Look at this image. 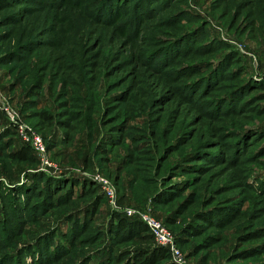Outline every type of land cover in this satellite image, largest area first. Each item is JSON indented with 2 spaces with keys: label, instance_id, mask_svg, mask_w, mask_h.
Instances as JSON below:
<instances>
[{
  "label": "rangeland",
  "instance_id": "374dc122",
  "mask_svg": "<svg viewBox=\"0 0 264 264\" xmlns=\"http://www.w3.org/2000/svg\"><path fill=\"white\" fill-rule=\"evenodd\" d=\"M263 71L264 0H0V104L51 163L0 109V264H136L128 208L186 264H264Z\"/></svg>",
  "mask_w": 264,
  "mask_h": 264
},
{
  "label": "trees",
  "instance_id": "16d2710c",
  "mask_svg": "<svg viewBox=\"0 0 264 264\" xmlns=\"http://www.w3.org/2000/svg\"><path fill=\"white\" fill-rule=\"evenodd\" d=\"M181 39H184V38H181ZM258 84L260 85L261 90L264 91V80L260 81V83H258ZM263 96H264V92H263ZM20 141H21V144L18 147H15L11 151H8V157L10 159L17 160V161H30V160H33L36 157H38L36 151L33 149V147L29 143L24 142L21 138H20ZM9 146H11V143H10V145H8V147ZM34 175H38V174H34ZM32 179H36V178L32 177L31 180ZM53 180H55V179H53ZM58 180H60V178H58L56 181H58ZM49 186L50 185L48 184L47 187H49ZM71 191H72V189H70V193H71ZM91 211H90V214H92ZM6 217H8V216H6ZM111 217H112L111 230H113V232L119 233L123 237H126V238L141 237V238H143L144 235L150 234V229L147 226V224L139 218L128 217L125 213H120L118 211L113 212ZM77 229L73 228V231L71 232L70 236H73V234L75 232H77ZM150 235H152V234H150ZM52 236H54V234L51 235V238H53ZM153 240H154V238H153ZM152 244H153L152 246L144 247V248H138L136 250L131 251V253L134 254L136 260H138V261H136V264H159V263H163L166 261L171 262L170 264H175L172 261L171 252L168 248L161 246V245H158L155 242V240ZM40 245H41V243L38 240V246L39 247L37 248V251L40 253L39 259L37 261L38 264H44V263L48 262L52 257L57 258L56 255L60 254V250H58V249H61V248L58 247L56 249V251L55 250L52 251L54 253L52 254L51 257H46V256H49L50 254H48L46 252L45 247H43V249L40 248L41 247ZM57 245L58 244H55V243L51 244V246H54V247H56ZM26 249H25V251H26ZM44 249H45V251H44ZM43 251H44V253H43ZM125 255H126V253H122V254H120V256H116L117 258L114 261L110 260L111 264H120L124 260V258L121 256L125 257ZM17 261H18V259H17ZM12 262H13V260H12ZM50 263H51V261H50Z\"/></svg>",
  "mask_w": 264,
  "mask_h": 264
},
{
  "label": "built area",
  "instance_id": "2783aa9c",
  "mask_svg": "<svg viewBox=\"0 0 264 264\" xmlns=\"http://www.w3.org/2000/svg\"><path fill=\"white\" fill-rule=\"evenodd\" d=\"M261 78L264 80V71L261 73ZM0 109L6 112L10 121L17 128L21 139L24 142L29 143L36 151V153L41 156V158L43 156V164L46 166L49 164L51 165V163H49L44 155L45 141L43 136L38 131L21 122L18 119L16 113L13 112L9 107L1 103ZM103 184L104 188L106 189L107 195L111 199V202L115 203V190L113 189L112 183L108 179H103ZM124 213L128 217H136L145 222L149 227L151 234L154 236L155 242L158 245L164 246L170 250L172 260L175 264H186L184 255L177 245L175 235L167 229L166 225L161 220L133 208L126 209Z\"/></svg>",
  "mask_w": 264,
  "mask_h": 264
}]
</instances>
